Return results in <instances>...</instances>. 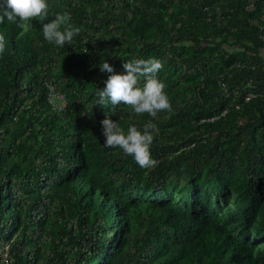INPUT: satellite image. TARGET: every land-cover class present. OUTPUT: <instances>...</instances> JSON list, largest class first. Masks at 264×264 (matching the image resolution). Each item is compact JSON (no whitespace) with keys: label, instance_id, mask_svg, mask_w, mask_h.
<instances>
[{"label":"trees","instance_id":"1","mask_svg":"<svg viewBox=\"0 0 264 264\" xmlns=\"http://www.w3.org/2000/svg\"><path fill=\"white\" fill-rule=\"evenodd\" d=\"M99 1L105 18L121 25L116 39L105 37L94 7L62 0L87 27L70 45L77 71L71 76L69 63L58 81L37 67L39 50L52 57L42 27L48 19L34 21L31 41L26 28L6 18L0 24V264H264V244L247 242L253 230L264 236V0ZM120 45L135 60L163 64L156 78L175 96L170 112L153 118L100 103L109 76L126 74L116 58ZM101 48L113 73L100 70ZM144 83L140 77L137 86ZM50 84L65 93L64 110L50 101ZM223 86L237 89L239 103ZM78 100L88 104L91 129L72 110ZM107 115L125 134L155 125L156 183L145 186L136 164L123 172L132 158L104 146ZM212 132L218 142L211 149L196 143ZM24 134L31 142L18 141ZM167 141L190 156V185L177 197L164 172L183 160L166 158ZM227 216L242 237L226 226Z\"/></svg>","mask_w":264,"mask_h":264},{"label":"clouds","instance_id":"2","mask_svg":"<svg viewBox=\"0 0 264 264\" xmlns=\"http://www.w3.org/2000/svg\"><path fill=\"white\" fill-rule=\"evenodd\" d=\"M49 15L48 0H5L0 5V24L14 23L17 27L25 29L33 20L47 21ZM71 16L65 12L57 14L54 19L43 23V36L49 43L64 47L71 45L73 37L80 34L81 29L74 27ZM63 28V30H61ZM5 36L0 34V54L5 52ZM126 74H113L106 81V87L98 90L100 103L110 100L114 106L124 104L129 106L136 114L148 113L157 117L161 111H171L172 106L164 91L165 84L156 77L163 64L157 59H137L123 64ZM101 72L113 73V67L105 62L100 67ZM143 77V88L138 87L139 78ZM104 146L122 149L125 155L132 156L142 168L155 167L157 161L152 159L150 146L154 141L157 131L154 124L149 122L144 126L143 132L131 126L127 134L120 127L119 122H114L109 116L102 122Z\"/></svg>","mask_w":264,"mask_h":264},{"label":"rangeland","instance_id":"3","mask_svg":"<svg viewBox=\"0 0 264 264\" xmlns=\"http://www.w3.org/2000/svg\"><path fill=\"white\" fill-rule=\"evenodd\" d=\"M78 3L81 2V6L82 8H86V7H94L96 10L99 11L100 16L104 19V25H103V32L106 38H115V33L118 32L119 30V26H121L120 24H116V23H112L109 22L108 19L105 18L106 14H103L105 11H103L102 7V3L99 0H76ZM181 0H174L173 3L175 5H178V3H180ZM101 3V4H100ZM48 5H49V15H48V20H52L55 18V16L57 14H63L65 12L69 13L71 16V21L70 23L74 26V27H78L81 29V26L83 27H87L86 23L82 22V17L81 15H79V13L74 10L71 7H68V5H66L64 2H62V0H48ZM34 21H31L29 26L26 28V35H27V39L29 41H31L33 34H29L30 32H34L36 31L38 28L37 26L34 24ZM63 30V28L61 29ZM75 37V36H74ZM73 37V39H74ZM116 39V38H115ZM50 47H51V52H52V57L49 56H44L42 55L43 52H41L39 49V53H40V57L38 60V64L37 67L43 72V71H50L52 73V76H54L53 80L58 81L59 79H61L63 77V75L67 74L68 72V67L70 66L69 63L73 64V68L70 71V73L72 74L71 76L74 75V73L77 71V67L80 64L77 61L78 56H76L74 53L70 52L71 46L68 44H65L64 47L58 46L56 45L54 42L53 43H49ZM205 47H215V44L208 46L207 44H203ZM226 48L229 49H234V46L231 44H225L224 45ZM233 46V47H232ZM34 47V46H33ZM127 46L125 45H120L116 48V50H118L116 52V58L119 61L118 63L121 64L123 66L124 63L126 62H131L134 61L137 54H128L125 52ZM139 47L137 48L138 51ZM217 50V49H216ZM105 50L103 48H101V53L102 55H100V63H105V62H109V60H107V58H105ZM217 54V52L215 53ZM117 60H115L117 62ZM83 62V67H86V65H91V60H89V58H87V60L82 61ZM94 67V66H93ZM51 87H53V85L50 84ZM88 88L89 90L94 88V83H89L88 84ZM55 90V88H53ZM167 91V90H164ZM181 91V89H180ZM223 93L224 95H226L229 98H232V104L235 105V103H239V99L240 96L238 95V91L237 89H233L230 90L228 87H224L223 86ZM231 94H233L231 96ZM251 96V94H249ZM247 97V96H246ZM49 98L51 100V102L53 103V105L58 109V110H64V108L66 107V101H67V97L65 95L64 92L62 91H49ZM175 98V96L173 94L168 95V99H173ZM74 101L71 99V102ZM77 103V102H75ZM73 103L72 106V110L74 112V114L77 116V120L81 122V124L87 125L88 128L90 126H92V122L88 116V113L86 112V110H84L85 108L88 107V104H85L83 100H78V104ZM108 118V115H107ZM239 125H243L244 121L240 120L238 122ZM12 128H15V123L11 124ZM91 129V127H90ZM218 133L217 132H212V133H206L203 136H200L196 139V143L198 145H202L205 146L207 149H211L212 146L215 145L216 142H218ZM227 139L224 137L223 140L227 141ZM26 141V142H31L29 139H27V136L24 134L22 135L18 141ZM194 144H192L191 146H193ZM163 148L166 151V158H168L169 160L175 159V158H182V162L178 165H176L174 167V169H166V171L164 172V177L167 179L168 184L169 185H174L176 184V189L173 190V194L174 197H177L179 195V189L180 187L183 186H188L190 185L189 179H186L184 176L187 174V167H188V163L190 161V156H187V150L185 148L181 149L180 147H176L173 144V141H167L163 144ZM117 151H121V149L119 148H115ZM188 149V147H187ZM186 150V151H185ZM189 151V150H188ZM131 157L132 160L130 162H128L126 164L125 167L123 168V172H128V170H126L125 168L131 166V171H134V167L133 165H138L135 161V159L132 156H128ZM179 160V159H178ZM159 161H157L158 164ZM156 164V165H157ZM139 166V165H138ZM120 167V166H118ZM140 167V166H139ZM156 168L152 167V168H141L143 169V173H142V178L143 181L145 183V186L152 184L153 182L156 183L154 176L150 177V174L152 173V171ZM208 168V166L205 165L204 169ZM119 169L115 170V173H118ZM130 171V170H129ZM129 175V172H128ZM142 182V180H141ZM236 198V194L232 196V205H234V201ZM226 208V205L224 206ZM226 212V211H224ZM225 224L226 226L236 235V236H241L240 234V228H239V224L233 222L229 216L226 217ZM247 242L252 245L255 248H259L264 244V236L261 238L257 235L256 230H253L251 237L247 240ZM8 251V247H6V250ZM36 264H40L39 261H37Z\"/></svg>","mask_w":264,"mask_h":264},{"label":"built area","instance_id":"4","mask_svg":"<svg viewBox=\"0 0 264 264\" xmlns=\"http://www.w3.org/2000/svg\"><path fill=\"white\" fill-rule=\"evenodd\" d=\"M49 89H50V91H55V90L53 89V87H51V86H49ZM247 99H250V95L247 96ZM50 101H51V100H50Z\"/></svg>","mask_w":264,"mask_h":264}]
</instances>
